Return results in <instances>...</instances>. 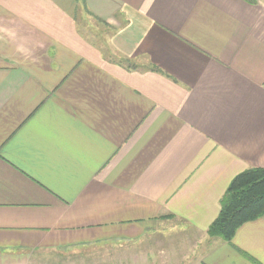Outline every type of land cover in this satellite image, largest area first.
<instances>
[{"label": "crops", "instance_id": "1", "mask_svg": "<svg viewBox=\"0 0 264 264\" xmlns=\"http://www.w3.org/2000/svg\"><path fill=\"white\" fill-rule=\"evenodd\" d=\"M250 168L264 2L0 0V264H264V216L208 236Z\"/></svg>", "mask_w": 264, "mask_h": 264}, {"label": "trees", "instance_id": "2", "mask_svg": "<svg viewBox=\"0 0 264 264\" xmlns=\"http://www.w3.org/2000/svg\"><path fill=\"white\" fill-rule=\"evenodd\" d=\"M263 216L264 169L250 168L237 175L230 183L221 199L219 216L208 229V236L231 243L243 225Z\"/></svg>", "mask_w": 264, "mask_h": 264}, {"label": "rangeland", "instance_id": "3", "mask_svg": "<svg viewBox=\"0 0 264 264\" xmlns=\"http://www.w3.org/2000/svg\"><path fill=\"white\" fill-rule=\"evenodd\" d=\"M261 1L264 2V0H261ZM102 38L105 39V37H102ZM110 250L111 251L106 252V254H103L104 251L102 252V251L98 250L97 251L98 253L96 252L97 254L94 255L95 259H96L98 254H101L97 262L95 259L93 260V259H89L88 257H84L83 258L84 264H93V262H94V264H125V261L128 264H140L139 258H137V259H135L133 257L131 258L130 250L128 251L129 256L128 255L126 256V251L124 253V250H122V249H120V250H122V253H117V251L114 249H110ZM133 254H134L133 256H136L135 252H133ZM137 256H139V252H137ZM44 264H53V263L52 262H45Z\"/></svg>", "mask_w": 264, "mask_h": 264}]
</instances>
